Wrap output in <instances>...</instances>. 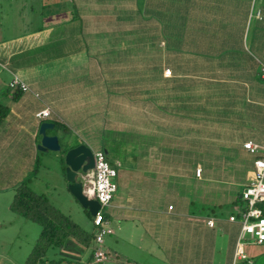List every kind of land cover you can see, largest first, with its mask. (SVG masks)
Returning a JSON list of instances; mask_svg holds the SVG:
<instances>
[{"label": "crops", "instance_id": "0c3cea01", "mask_svg": "<svg viewBox=\"0 0 264 264\" xmlns=\"http://www.w3.org/2000/svg\"><path fill=\"white\" fill-rule=\"evenodd\" d=\"M261 65L264 0H0V191L70 193L62 151L55 177L41 174L48 121L117 171L102 264H232L229 216L255 157L243 144L264 142ZM15 76L27 90L9 87Z\"/></svg>", "mask_w": 264, "mask_h": 264}, {"label": "rangeland", "instance_id": "374dc122", "mask_svg": "<svg viewBox=\"0 0 264 264\" xmlns=\"http://www.w3.org/2000/svg\"><path fill=\"white\" fill-rule=\"evenodd\" d=\"M30 1L32 3L33 0ZM38 136L40 137L39 134ZM58 152L51 151V157L48 158L51 161L50 164L48 163L49 165L46 169H41L43 177H47L50 180L55 177L57 166L59 169V162H61L60 158L54 159ZM61 158L63 160V157ZM16 189L17 187L12 196L6 195L5 191H0V264H26V260L31 254L41 232V226L38 223L24 218V216L11 208ZM47 200L53 208L60 211L61 214L68 217L76 225L77 233L74 235L79 234L80 237L78 239L86 242L87 246L82 248L81 257H73L74 254H71V251L76 249H71V253H69L66 251L68 249L60 252L58 248H50L43 257L44 261L39 264H97L89 260L90 246L93 248L94 245L91 235L94 233L95 227L87 213V209L82 208L71 193L67 192L58 197V193L52 190ZM106 209L107 206L103 207V212ZM242 242L244 254L252 261L250 264H264V243L254 242L249 235H246ZM114 260L117 264H125L122 261ZM243 260L235 259L232 264H249L245 259ZM110 264L116 263L112 261ZM214 264H225V262L222 260V262Z\"/></svg>", "mask_w": 264, "mask_h": 264}, {"label": "built area", "instance_id": "2783aa9c", "mask_svg": "<svg viewBox=\"0 0 264 264\" xmlns=\"http://www.w3.org/2000/svg\"><path fill=\"white\" fill-rule=\"evenodd\" d=\"M170 73L169 68L164 70L165 75H170ZM259 75L264 79V65L260 66ZM9 87L18 88L23 91L28 89L27 85L17 76L12 78ZM49 115V108H43L35 113V117L41 120L49 117ZM243 147L254 154L255 157L253 160L252 177L244 186L240 195L245 203V208L240 211L238 216H229V220H238L240 223L234 260L246 257L243 252L242 242V239L246 235H249L256 243L264 242V142L246 141ZM93 155L94 166L92 169L81 174L80 181L82 193L85 195L86 191L91 190L94 194L91 199L97 200L100 204V209L92 216V223L95 227L92 260L94 263L100 264L108 258V253L104 247V238L106 235L113 233V229L110 227L102 208L109 206L113 194L117 189L115 181L117 171L109 163L107 155L103 150L93 151ZM196 172L199 174L200 168ZM86 197L90 199L88 196ZM104 197H107V199H103ZM208 223L212 225L213 221L208 220Z\"/></svg>", "mask_w": 264, "mask_h": 264}, {"label": "trees", "instance_id": "16d2710c", "mask_svg": "<svg viewBox=\"0 0 264 264\" xmlns=\"http://www.w3.org/2000/svg\"><path fill=\"white\" fill-rule=\"evenodd\" d=\"M2 117L3 114L0 113V121ZM26 183L24 181L17 186L11 208L41 226L39 239L26 260V264H39L44 261L43 257L50 248L61 247L69 236H75L77 227L68 217L53 208L44 195L29 190ZM88 215L92 218L89 213ZM76 236L80 237L79 234Z\"/></svg>", "mask_w": 264, "mask_h": 264}, {"label": "water", "instance_id": "95a60500", "mask_svg": "<svg viewBox=\"0 0 264 264\" xmlns=\"http://www.w3.org/2000/svg\"><path fill=\"white\" fill-rule=\"evenodd\" d=\"M53 128V123L42 121L38 128L40 142L37 149L40 151H62L65 178L68 182V189L71 195L79 202L82 208L87 209L91 216L100 209V204L95 199H88L82 193L81 174L92 169L94 166L93 150L85 143L69 146L71 140L68 137L64 141L58 135H49L47 130ZM104 153L107 152L104 150Z\"/></svg>", "mask_w": 264, "mask_h": 264}, {"label": "clouds", "instance_id": "9594fccd", "mask_svg": "<svg viewBox=\"0 0 264 264\" xmlns=\"http://www.w3.org/2000/svg\"><path fill=\"white\" fill-rule=\"evenodd\" d=\"M85 195L88 196L91 199L94 194H93V192L91 190H89V191L85 192ZM103 199H107V197H104Z\"/></svg>", "mask_w": 264, "mask_h": 264}]
</instances>
